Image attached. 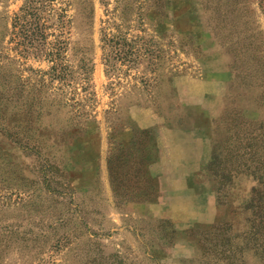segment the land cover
I'll return each instance as SVG.
<instances>
[{
	"label": "rangeland",
	"instance_id": "374dc122",
	"mask_svg": "<svg viewBox=\"0 0 264 264\" xmlns=\"http://www.w3.org/2000/svg\"><path fill=\"white\" fill-rule=\"evenodd\" d=\"M0 264H264V0H0Z\"/></svg>",
	"mask_w": 264,
	"mask_h": 264
}]
</instances>
